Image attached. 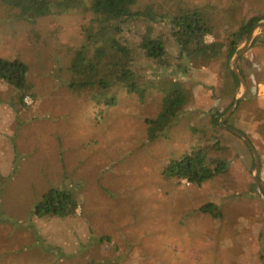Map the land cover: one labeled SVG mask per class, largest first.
I'll return each mask as SVG.
<instances>
[{
    "label": "rangeland",
    "instance_id": "obj_1",
    "mask_svg": "<svg viewBox=\"0 0 264 264\" xmlns=\"http://www.w3.org/2000/svg\"><path fill=\"white\" fill-rule=\"evenodd\" d=\"M196 7L222 40L242 21L264 17V0H137L134 10L162 19ZM85 22L75 11L35 23L0 19V58L27 63L35 92L26 107H13L15 89L0 82V264H264L253 154L212 122L231 99L225 59L179 76L189 103L150 141L147 119L161 110L162 77H152L143 97L119 89L112 106L66 87ZM256 37L238 61L247 93L227 121L254 144L264 182V29ZM215 142L210 155L229 161L226 173L201 185L163 176L172 160ZM51 188L72 191L76 213L38 216L36 204ZM209 203L219 218L200 211Z\"/></svg>",
    "mask_w": 264,
    "mask_h": 264
},
{
    "label": "trees",
    "instance_id": "obj_2",
    "mask_svg": "<svg viewBox=\"0 0 264 264\" xmlns=\"http://www.w3.org/2000/svg\"><path fill=\"white\" fill-rule=\"evenodd\" d=\"M136 2L0 0V19L35 23L38 19L53 15L74 11L81 13L86 18L81 28L82 44L74 52L68 66L66 87L71 92L87 93L95 103L116 104L119 89L143 97L146 89L155 83L152 77H162L160 82L164 81V97L161 110L156 117L147 119V137L150 141L156 140L176 124L189 103L188 91L179 81V76L190 78L193 76L191 69L205 68L215 60L225 59L224 89L231 99L222 113L212 115L214 127L221 128L220 121L233 106L241 86L229 63L264 17L252 16L242 21L234 33L222 40L216 32L217 27L202 8L180 10L171 18L164 16L160 19L134 10ZM209 35L213 37L212 41H207ZM258 41L256 37L253 43ZM261 44L264 45V40ZM28 71V64L20 58H0V82L16 91L15 99L11 102L13 107L24 108L29 104L26 98H35L33 84L27 78ZM240 73L246 78L244 72ZM218 143L196 146L181 158L172 160L164 167L163 176L201 185L226 173L229 161L210 155L212 148L219 146ZM252 189L254 193L264 196L256 181ZM35 208L40 217H63L76 213L79 201L70 190L51 188ZM200 211L216 219L221 216L217 205L212 203L201 207Z\"/></svg>",
    "mask_w": 264,
    "mask_h": 264
},
{
    "label": "water",
    "instance_id": "obj_3",
    "mask_svg": "<svg viewBox=\"0 0 264 264\" xmlns=\"http://www.w3.org/2000/svg\"><path fill=\"white\" fill-rule=\"evenodd\" d=\"M264 27V19L261 20L255 27V29L251 32L249 35L248 39L243 43V47L239 50V52L233 57L232 61L230 62V69L237 75L240 84H241V94L235 99L233 106L227 111L223 119L220 121V126L224 128L225 130L231 132L232 134L242 138L244 142L248 145L249 149L251 150L254 161H255V168H254V178L257 183V185L262 189L264 192V182L260 178V172H261V158L260 155L255 148L254 144L252 141L240 130L231 127L226 124L228 118L233 115L235 110L237 109L240 101L244 99L246 93H247V85L245 83L244 77L241 75L239 69H238V61L239 59L247 52V50L251 47L254 37H255V32Z\"/></svg>",
    "mask_w": 264,
    "mask_h": 264
},
{
    "label": "crops",
    "instance_id": "obj_4",
    "mask_svg": "<svg viewBox=\"0 0 264 264\" xmlns=\"http://www.w3.org/2000/svg\"><path fill=\"white\" fill-rule=\"evenodd\" d=\"M243 241L248 243V244L251 242V240L249 238H247V237H244Z\"/></svg>",
    "mask_w": 264,
    "mask_h": 264
},
{
    "label": "built area",
    "instance_id": "obj_5",
    "mask_svg": "<svg viewBox=\"0 0 264 264\" xmlns=\"http://www.w3.org/2000/svg\"><path fill=\"white\" fill-rule=\"evenodd\" d=\"M26 102H27V103H30L31 101H30L28 98H26Z\"/></svg>",
    "mask_w": 264,
    "mask_h": 264
}]
</instances>
